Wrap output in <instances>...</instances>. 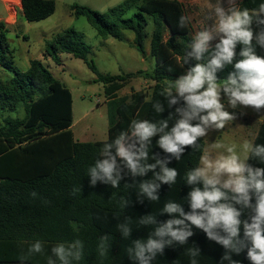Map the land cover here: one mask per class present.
Listing matches in <instances>:
<instances>
[{"label":"trees","instance_id":"1","mask_svg":"<svg viewBox=\"0 0 264 264\" xmlns=\"http://www.w3.org/2000/svg\"><path fill=\"white\" fill-rule=\"evenodd\" d=\"M260 3L264 0H243L239 7L251 9ZM21 4L23 15L30 22L49 17L56 8L54 0H21ZM133 8L136 9L134 14L125 18ZM71 12L75 17H85L104 39L122 40V30L132 31L134 45L143 55L147 53L144 42L149 36L146 28L152 24L150 55L155 59V68L147 78L155 84L152 92L145 89L119 97V91L136 74H101L88 61L90 46L82 34L71 28L58 35L49 44L47 55L56 60L60 53H66L84 60L98 75V81L104 84L108 101L114 104L109 110L106 141H76L71 130V91L39 60H31L26 71L14 67L9 28L0 22V65L12 72L6 79L0 78V112H16L19 108L25 111L24 117L8 115L0 125V264H21V257H26L23 264H47L52 247L58 243L67 246L76 239L84 243V257L72 264H137L128 257L127 249L132 246V240L147 239L155 227L141 225L140 217L152 214L159 222L166 221L170 217L160 214L168 201L181 203L185 212L190 211L187 196L193 186L187 185L184 178L187 171L198 164L204 149L203 138L198 141L199 150L186 147L180 160H171L168 166L176 168L179 175L172 186L161 185L158 201L145 198L140 203L137 200L138 183L151 179V172L135 178V184L131 176H125L115 189L100 182L91 187L87 176L88 168L94 164L104 143L114 140L121 131L129 130L133 119L158 121L174 113L176 106L169 109L161 92L168 81L176 80L197 63L193 59L182 64V56L190 51L187 46L192 39L190 22L183 28L179 26V18L187 17L184 6L175 0H127L110 9L107 17L77 4L71 6ZM252 27L254 33L259 30L255 24ZM241 48L238 44L233 64L217 72L218 81L234 71ZM255 48L257 55L264 56V48L258 45ZM157 101L164 104L163 113L154 111L152 105ZM172 123L170 121V127ZM158 139L159 136L152 138L150 154L164 157L166 154L156 143ZM255 143L264 144V123ZM247 163L253 167L264 164L251 157ZM197 186L202 188V184ZM32 192L37 196L33 197ZM121 196L128 199L129 207H119ZM126 217L131 218L129 223L133 231L130 238H123L117 229V224ZM193 232L186 244L166 247L152 264H188L187 260L192 258H187L188 250L193 247L200 253L209 252L204 264L210 261L212 264H229L221 259L225 253L221 245L209 240L200 229L193 227ZM104 234L112 235L113 241L109 255L101 258L97 244ZM36 239L44 242V252L28 256V248ZM232 259L239 264H251L246 249L239 255L232 254Z\"/></svg>","mask_w":264,"mask_h":264},{"label":"clouds","instance_id":"2","mask_svg":"<svg viewBox=\"0 0 264 264\" xmlns=\"http://www.w3.org/2000/svg\"><path fill=\"white\" fill-rule=\"evenodd\" d=\"M227 4V8L222 2L217 4L213 8L215 22L192 35L187 46L190 51L182 56V64L193 59L197 63L176 80L168 81L161 92L169 109L176 106L174 113L158 121L133 119L129 130L121 131L114 140L104 143L94 164L87 170L91 187L100 182L115 189L125 176H131L135 184V178L151 172V179L138 183L137 200L140 203L145 198L158 201L161 185L172 186L179 175L176 168L168 166L171 160H180L186 147L199 150L198 141L210 130H222L237 118L234 112L225 109L222 92L232 109L238 105L257 111L264 108V56L257 55L255 48L256 45L264 48V3L251 9L239 7L236 0H227ZM187 22L189 17L179 18L181 28ZM253 24L259 29L255 33ZM217 39L213 46L211 42ZM238 44L242 48L234 71L218 81L217 72L233 64ZM152 107L158 114L165 111L161 101ZM170 121H173L171 127ZM156 136H159L157 145L166 154L164 157L150 154L152 138ZM220 149L223 151H217ZM250 157L264 163V144L248 139L239 146L219 140L208 143L198 164L185 174L187 185L193 186L187 196L190 211L185 212L181 203L168 201L160 214L170 217L166 221L159 222L152 214L141 216V225L155 227L147 239L132 240V246L127 249L128 257L137 264H152L166 247L186 244L194 235L195 227L225 249L222 261L239 264L232 259V254L239 255L246 249L251 264H264V167L248 164ZM200 184L202 188L197 186ZM31 195L36 197L37 193ZM119 207H129L126 197L119 198ZM245 209L249 215L242 220ZM130 219L126 217L117 224L123 238H130L132 234ZM112 241L113 236L109 234L99 237V257L109 255ZM43 252L44 242L36 239L31 242L27 255ZM51 253L47 264H57V261L72 264L83 259L84 243L79 239L67 246L58 243ZM188 253L192 257L191 264H197L195 258L200 250L193 247ZM25 259L21 257V264Z\"/></svg>","mask_w":264,"mask_h":264},{"label":"rangeland","instance_id":"3","mask_svg":"<svg viewBox=\"0 0 264 264\" xmlns=\"http://www.w3.org/2000/svg\"><path fill=\"white\" fill-rule=\"evenodd\" d=\"M55 11L49 17L30 22L23 15L18 16L17 24L8 27L9 43L14 49V67L26 71L31 60L41 61L62 82L72 94L73 124L71 130L76 141L99 142L108 139L110 126L109 110L114 104L105 95V86L98 81V75L88 64L79 58L66 53H60L58 59L47 55L49 44L67 29H74L83 35L90 46L88 61L93 63L98 72L104 75L126 76L136 75L119 91V97L130 96L132 92L148 90L152 92L155 82L147 78L155 68V59L150 55V35L152 24L146 28L149 35L145 39L146 55L138 51L134 45V33L122 30V40L113 37L104 39L85 17L72 15L71 6H87L107 17V12L127 0H54ZM9 4H20V0H8ZM11 16L8 25L13 24L14 12L10 7ZM135 8L125 15L131 17ZM9 12L7 3L0 0V17L5 19ZM2 20H0L1 22ZM141 73H138L140 72ZM12 72L0 65V78L6 79ZM138 73V74H137ZM223 93V92H222ZM222 96V94H221ZM24 117L25 111L19 108L16 112H0V125L4 118Z\"/></svg>","mask_w":264,"mask_h":264},{"label":"crops","instance_id":"4","mask_svg":"<svg viewBox=\"0 0 264 264\" xmlns=\"http://www.w3.org/2000/svg\"><path fill=\"white\" fill-rule=\"evenodd\" d=\"M7 3L8 16L5 19L0 17L1 22H4L7 27L11 25V27L18 22V16L23 15L22 12V4L20 0V4H9L8 0H4ZM180 2L186 11L187 17H189V22L192 26V35L194 32L201 29L202 27L209 25L215 22V16L213 14V8L222 2V5L227 8V0H175ZM243 0H236V4L239 6ZM212 6L211 8L209 6ZM13 7L14 21L11 22L13 24L7 23V20L10 19L11 10L10 7ZM24 16V15H23ZM217 40L212 41V45H214ZM222 94V103L225 104V109L229 112H234L236 114V119L233 122H229L224 129L222 130H210L206 137H203L204 140V148L208 146V143H213L216 140L222 141L225 144L236 143L238 146L243 143L244 140H256L262 124L264 123V108L257 111L251 107H244L238 105L236 109H232L228 106L227 98ZM223 151V149L217 150ZM264 167V164L261 165ZM249 215V211L247 209L243 210V215L241 219H247ZM206 253V254H205ZM209 256V252L201 251L200 255L195 259L197 264H204L205 257ZM191 257L190 255L187 257ZM192 258L187 260V263L190 264ZM209 264H212L210 261Z\"/></svg>","mask_w":264,"mask_h":264}]
</instances>
